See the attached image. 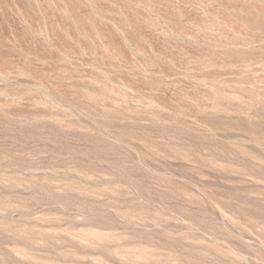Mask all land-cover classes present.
Returning <instances> with one entry per match:
<instances>
[{
    "label": "rangeland",
    "instance_id": "rangeland-1",
    "mask_svg": "<svg viewBox=\"0 0 264 264\" xmlns=\"http://www.w3.org/2000/svg\"><path fill=\"white\" fill-rule=\"evenodd\" d=\"M0 264H264V0H0Z\"/></svg>",
    "mask_w": 264,
    "mask_h": 264
}]
</instances>
